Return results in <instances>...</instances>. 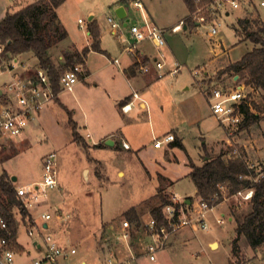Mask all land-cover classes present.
I'll return each mask as SVG.
<instances>
[{"label": "rangeland", "instance_id": "1", "mask_svg": "<svg viewBox=\"0 0 264 264\" xmlns=\"http://www.w3.org/2000/svg\"><path fill=\"white\" fill-rule=\"evenodd\" d=\"M36 1L0 0V21L6 14L16 13ZM263 1L252 0L253 5L250 6L246 0L240 1L238 9L225 4L215 19L206 13V5H204L194 12L195 18L192 13V18L188 20V11L182 0H140L144 6L142 12L132 3L127 7L129 25H140L147 20L166 31L165 50L162 49V52L167 69L173 64L180 67L176 75H165L159 81L162 84L163 94H159L162 95V99L156 101V96L155 99L150 98L147 101L149 112L150 108L154 112L151 115L154 124L160 122V117L167 124L168 121L179 120L173 108L169 107L173 93L188 97L197 117V115H208L210 112L208 103L199 91L198 86L202 80L207 82L209 88L236 87L229 74L219 78L222 76L219 73L226 68L213 69L212 47L215 46V51L229 49L227 58L230 62H235L249 52L252 49L251 43L239 42V36L235 34V29L241 33L242 27V22L237 21L238 12L246 10L248 18L257 17L264 23ZM109 6V0H65L57 11L62 26L69 34L64 44L72 41L77 46L85 44L88 18L92 12L100 25L103 36L102 47L111 49L112 56L116 55L121 49L122 42H131V39L129 25L121 30L123 35L121 42L110 34L106 18L115 19V17ZM226 12L229 13L228 16ZM198 16H203L205 22L193 26V29L171 32V28L180 20L192 26L191 24L198 21ZM77 20H81L82 24L79 25ZM210 25H214L217 29V35L213 38L209 37ZM217 43L220 47L216 46ZM58 47L51 52V59L54 61L60 55L63 57L67 49ZM21 57L29 67V73H33L34 58ZM95 59L102 61L98 56H95ZM224 60L223 56L219 61ZM2 61L8 60L0 59V64ZM213 70L214 74L210 76ZM195 73L197 76H194ZM13 78V73L0 70V91ZM88 82L89 85L86 87L82 81H79L75 84L73 92L63 91L59 96L60 101L67 106L72 119L77 123L75 135L67 112L55 99L53 104L43 109L39 120L37 117L31 121L32 131L26 136L0 139V175L5 172L10 180L16 178L15 182L11 181L15 188L33 189L41 181L42 158L49 153L56 154L57 182L61 185L62 191L57 192L56 189L48 191L45 198L24 204L28 212L27 216L32 217L38 227L43 225L39 218L41 213L45 212L51 216L44 234L50 235L61 246L76 248L77 254L66 264H81L83 261L86 264H100V259H105L108 255L105 249L112 250L119 259H125L127 255L124 243H120L117 251V247L112 244L117 242V239L114 238L110 227H116L118 231L117 226L123 221H128L123 214L131 208L137 211L139 223L147 222L151 210L158 206L154 197L158 190L163 191L169 199L175 195L179 199L189 198L196 202L198 198L195 196V188L186 177L188 159H191L195 166H201L205 156L216 157L219 152L231 151L232 156L243 155V159L254 172L264 167V113L257 124L243 129L239 127L232 137L228 136L223 126L218 125L215 134L205 135L204 140L197 134L195 126L184 132L183 148H171L166 154L163 151L156 153L148 149L137 157V150L141 146L138 149L132 147L130 152H125L119 147L111 148L104 145L88 147L83 142H89L84 137L86 130L82 127L83 119H88L92 124L100 118H106L105 112L109 111L107 97L102 88L94 89L91 81ZM186 88L188 90H185ZM244 93H248L247 101L250 106L253 103L264 109L262 92L251 90L244 84ZM160 102L164 106L163 111L161 105H158ZM190 119L188 122L191 121ZM167 127L168 125H155L151 133L148 123L144 122L140 131L142 145L148 143L152 147V138L160 139L167 135L166 133L169 132ZM71 137L74 142L71 141ZM214 140L220 141L210 146ZM234 151L236 155L233 154ZM119 172L123 174L119 175ZM219 204L222 205L218 206ZM219 204L204 216L208 224L206 231L200 230L195 224L185 227L171 237L170 244L164 250L156 253L154 262L141 257L134 264H230L233 261L230 244L237 225L236 219L241 220L250 208L248 201L239 197H228ZM11 210L17 221L16 227L18 225V242L23 244L25 249L31 250L30 259H33L36 257V252L29 245V237L25 235L26 229L29 228L28 223L26 224L27 220L21 219L17 208ZM57 215H61V219H57ZM230 216L231 221H229ZM218 219L223 220L221 226L216 224ZM211 241L214 246L209 245ZM239 245L240 264H264V245L257 252L252 251L242 240ZM19 262L21 261L17 258V263Z\"/></svg>", "mask_w": 264, "mask_h": 264}, {"label": "built area", "instance_id": "2", "mask_svg": "<svg viewBox=\"0 0 264 264\" xmlns=\"http://www.w3.org/2000/svg\"><path fill=\"white\" fill-rule=\"evenodd\" d=\"M245 0H213L210 4L205 6L206 13L212 16L213 19L219 14L223 5L229 4L233 9L239 8V2ZM264 8V1L262 3ZM134 7L141 10L142 6L138 2L134 3ZM195 13L192 16L195 18ZM190 15L189 18L191 19ZM198 24L205 22L203 16L197 17ZM106 22L110 27L113 35L122 40L121 24L118 19L107 17ZM81 25V20H78ZM183 22L171 28L172 33L181 31ZM129 27V35L131 42L126 41L122 49V53L130 54L136 50L138 44L149 41L158 49V54L153 61L155 69L159 72V78L165 75L174 76L179 72V65L173 64L172 68L164 73L166 67V59L162 52L165 47V34L166 31L154 23L144 21V23L131 24ZM210 37L217 35V29L214 25H210ZM3 47L0 46V54ZM114 64H118V59L113 60ZM1 72H11L14 78L12 81L4 86L0 91V139H8L10 137L21 136L31 121L35 120L47 104L54 98L50 79L47 73L34 66L33 73H29V67L25 62H19L16 58H11L8 61H2L0 64ZM83 69L80 65L74 66L72 69L65 71L60 76L59 88L61 91L72 92L76 83L79 81V75ZM142 73H147V67L140 69ZM203 71V70H202ZM197 76V73L194 74ZM248 94V93H247ZM247 94L244 93L243 87L224 88V87H211L206 93L207 103L211 115L217 119L232 137L234 132L240 127L243 122V114L240 111L242 105H249L247 101ZM137 98L136 94H133ZM129 105L122 107V111H128ZM175 138L172 134L164 135L160 139H153V148L159 149L163 145L174 142ZM124 149H129L128 145L122 143ZM233 154H237L236 151ZM56 154L49 153L41 160L42 163V176L41 181L38 182L33 189L16 187V195L23 203L36 201L40 198H45L47 192L58 188L57 171H56ZM250 169L253 170L252 167ZM254 172V170H253ZM247 178L251 185L259 183L264 179V167L254 172V176H239V179ZM219 193L222 195V201L228 197H239L245 201L250 200L253 190H241L233 195H227L225 186H219ZM170 204L162 209L163 221L159 222L153 216L143 224H131L128 221H123L116 227H110L113 232L114 238L117 242H112L113 246L117 247L120 243H124L127 257L119 259L118 255L112 250L105 249L108 255L105 259H100V264H134L139 258L145 257L149 262L156 260V253L164 250L170 242L172 236L185 227L196 225L202 231L208 229V224L204 216L206 213L212 211L214 207H210L206 202L199 199L194 202L192 199L184 198L179 199L172 195L169 199ZM26 209V208H25ZM28 213V212H27ZM43 225L51 219L48 213H41L39 216ZM61 219V215L56 216ZM216 224L221 226L223 220H216ZM38 227L35 223L30 225L27 230V236L32 241V248L36 251V257L33 259L25 260L17 263L20 253L16 249L14 242L6 237L0 236V264H66L67 261L77 254L75 247H63L57 244L50 235L44 234L47 229L44 226ZM0 232L8 233L6 223L0 215ZM134 237H141L144 240L143 250L140 253L132 251L130 242ZM85 264V263H81Z\"/></svg>", "mask_w": 264, "mask_h": 264}, {"label": "trees", "instance_id": "3", "mask_svg": "<svg viewBox=\"0 0 264 264\" xmlns=\"http://www.w3.org/2000/svg\"><path fill=\"white\" fill-rule=\"evenodd\" d=\"M64 1L37 0L16 13L6 14L0 21V46L3 47L0 59L10 60L18 55L31 54L35 60L34 66L47 73L54 98L60 91L59 80L62 73L76 65H82L90 51H100L98 27L94 22H90L88 26L90 47L83 49L80 53H64L61 66L53 63L50 50L67 37L56 14V10ZM182 1L190 16L198 8L210 4L213 0ZM240 22H242L243 39L257 45V48L243 56L240 61L229 65L219 75L229 72L237 74L245 85L264 94V23L257 17L245 18ZM191 25L193 26L194 23ZM240 111L243 114V122L240 125L242 129L257 124L264 113V109L253 103L251 106L242 105ZM68 116L75 135V126L71 121L70 113ZM172 145L181 148L180 143L174 142ZM99 146H103V144ZM227 154L221 153L216 157H207L201 166H195L188 160L190 169L188 178L195 188V196L210 207L222 202L219 186L226 187L227 195H233L241 190H253L252 196L248 200L250 209L241 220L236 219L237 225L230 244L233 260L230 264H240L239 244L241 240L252 251L264 245V179L254 185H251L247 178L239 179V176H254V172L243 159V155L235 157ZM154 197L157 199L158 206L151 210L150 215L162 222V209L170 204V201L161 190H158ZM12 208H17L21 217H28L23 203L16 195V188L7 173L4 172L0 175V215L6 223L9 234L0 232V236L15 243L17 227ZM123 216L130 223H139L138 213L134 208L127 210Z\"/></svg>", "mask_w": 264, "mask_h": 264}, {"label": "crops", "instance_id": "4", "mask_svg": "<svg viewBox=\"0 0 264 264\" xmlns=\"http://www.w3.org/2000/svg\"><path fill=\"white\" fill-rule=\"evenodd\" d=\"M136 2L141 4L142 9L140 10V12H142V10H144V6L140 2V0H109V5H110L109 7H111V10L114 12L113 14H114V17L116 19H117V17L115 15V10L117 8L123 7V9L125 11V14H126L125 18L123 20H119L120 24H121V30L123 28H126L129 25V20L127 19L128 18L127 7L131 3L134 5V3H136ZM246 2L249 6L253 5L252 0H246ZM262 8H263V6H262ZM58 9L56 10L58 22L60 23V26L66 31L67 37H68L69 36L68 31L61 24V21H60L58 12H57ZM238 13H239V17H238L237 21L240 22L241 20L248 18V13L246 12V10H245V12H241V13L238 12ZM228 15H229V13L226 12V16H228ZM188 16H189V13H188ZM182 21L183 20H180L177 24H179ZM77 22H78V20H77ZM90 22H94L98 27L100 51L99 52L90 51L86 55L84 63L82 65H80L82 67L83 71L79 75L78 78H79V81H82L86 85V87H88V85H89V82L87 83V81H91L94 89H98L99 87L102 88L104 94L107 97V102H108L107 104L109 107V109H108L109 111L105 112L107 114L106 118H104V119L100 118L98 121H95L92 124H90L88 119L87 120L83 119L84 122L82 124V127L86 130L84 137L87 140H89V142H87V143L85 141H83L85 143V145H87L88 147H90V146L101 147V146H99L100 144L104 145L105 141L110 140V141H112L113 145L112 146H106V147H111V148H114V147L118 148L119 147L125 152L132 151V147L138 149L141 146V148H139L137 150V154H136L137 157L139 156V154L142 155L148 149L151 151H154L156 153H161V151H163L166 154V153H169L171 148L176 147V146L172 145L174 142L180 143L181 148L184 147L183 146V141H184L183 134L185 131H188L189 129L194 128L196 126L197 127L196 129L198 132L197 134H199V137L201 139L205 140V135H209L210 133L215 134L216 126H218V125L222 126L219 124L217 119L211 115V113L209 111H208L209 112L208 115H205V116H201V115L198 116L197 115V117H196V115L194 114L195 111L193 109V105L190 104L189 98L179 96V95H177V93H173L174 94L173 97H170L171 104L169 107L173 108V112H175V115L179 120L176 119V121H173V122L168 121V124H167V122H165V120L160 117V122H157L156 124H154V122L152 121V117H151V115L154 114V112L151 108H150V112H149V108L147 106V101L150 100V98L155 99L156 96H157L156 101L162 99V95H159L160 93L163 94V91L161 90L162 84H161V82H159L160 80H162V78H159V72L155 69L154 64H153V61L158 54V49L155 48L151 42L145 41V42L138 44L136 47V50L133 53H130V54L121 53L122 52L121 49L125 46L126 42H124L123 40L117 39V37H115L113 35L112 31L110 30V34L114 38H116L120 42L123 41L121 49H119L118 52H116V55L114 54V56H112L111 55V49H107V48L102 47L103 36L100 32V25L98 24V21L96 20L94 14L92 12L90 13L89 18H88L87 29H86L85 38H84L85 44H83L81 46H77L73 41L71 43L64 44L65 40L67 39V37H66L62 42L58 43L55 47H53L50 50V55L54 49L59 48L58 46H60L61 48H67L64 51L65 53H72V52L80 53L83 49L89 48L91 40H90L89 31H88V26H89ZM125 23H126V25H125ZM177 24H175L174 26H176ZM198 25H199L198 23H194L193 26L195 27ZM193 26H188V25H186L185 22H183L181 29L183 31H186L188 28L193 29L194 28ZM235 31H236L235 34H238V36H239V42H247L248 41V40L243 39V31L242 30H241V33H239V31L236 29H235ZM209 37H210V35H209ZM210 38H213V37H210ZM248 42H250V41H248ZM251 45H252V49L249 52H247L246 54L250 53L254 48H257V45H255L253 43H251ZM216 46L220 47V44L217 43ZM214 47L215 46L212 47L213 58L211 60L213 62V67H214L213 69H215L217 67L216 70H223V69L227 68L229 65L235 64L236 62L240 61L243 57V56H241L235 62H230L227 58V53H228L229 49L226 51L225 50L224 51H215ZM162 49L165 50V47ZM112 52H114V51H112ZM21 56H24V57L28 56L29 59L32 58L31 54H22V55H18L16 57V59L19 61L21 60L22 62L23 61L25 62V60H23V58ZM95 56H98L99 58H101L102 61H96ZM223 56L225 57V60L220 62L219 60ZM114 59H118V64L113 63ZM92 60H95V61H92ZM52 61L55 65L61 66L63 63V57H62V55H60L56 61H54V59H52ZM142 67H147L149 71L147 73H142L140 71V69ZM165 68L166 69H164V71L165 70L169 71L172 67H168V69H167V65H166ZM213 74H214V70L210 76H212ZM228 74L230 75V79L232 80V82L234 83V85L236 87H243L244 86V84L242 83V80L239 79V75L233 74L231 72L225 73L219 78H223V76H227ZM207 76H208V74H207ZM93 77H94V79H93ZM198 87H199L200 93L202 94L203 99L207 103L206 93L209 90V85L207 84L206 81L202 80ZM74 88H75V86H74ZM74 88H73V90H74ZM185 90H188V88H186ZM62 92L63 91L60 90L59 93L57 94V96L55 98H53L47 105L51 104L53 102V100L56 99L59 102V106L61 108H63L68 114L69 110H68L67 106L65 104H63L59 99V96L61 95ZM133 94H136L137 98H134ZM126 105H129V109L127 112L126 111L124 112V111H122V107H124ZM158 105H161L160 108H161V111H163V108H164L163 104L160 102V104H158ZM39 116H41V115H39ZM39 116H38L37 120L40 119ZM70 118H71V121H72L73 125L75 126V130H76L77 129V123L72 119L71 116H70ZM186 119H187V121H186ZM189 119L191 120L190 122H188ZM68 120H69V116H68ZM144 122L148 123V128L151 131V133H153L155 125L156 126H160V125L161 126L162 125L167 126L168 125L169 132H167L166 134H172L175 138L174 142L169 143L167 145H163L159 149H154L153 146L151 147L148 143L146 145H144V144L142 145L143 140H142V137L140 135V131H141V128L144 126ZM31 124H32V122L28 125V129L25 130V132L22 134V136H26V134H28L30 131H32L33 125H31ZM80 138L82 139L81 136H80ZM153 139H155V138L154 137L152 138V143H153ZM220 140H214L213 142L210 143V146H213L214 144H216V142H218ZM71 141H73V137H71ZM122 143L127 144L129 149H124L122 147ZM221 153H228L227 155H231L230 154L231 151L219 152V154H221ZM205 155H207V154L205 153ZM207 157H211V156L207 155L204 157V159ZM188 160H190L192 162L191 159H188ZM95 161L98 162V160H95ZM186 166L188 167V163L186 164ZM249 167H251V166H249ZM189 171H190V169L188 168V173H189ZM188 173L186 175L187 178H188ZM118 174L122 175L123 173L119 172ZM168 183H170V182H168ZM51 191H54V190H51ZM56 191L57 192L62 191L60 184L58 185V188L56 189ZM221 205L222 204H219L218 206H221ZM14 218H15V216H14ZM21 219H23V221L27 220L26 224L28 223L27 225L29 227H30V225L35 223V220L32 217L31 218L30 217L29 218L28 217H25V218L22 217ZM231 220H232V217L230 216L229 221H231ZM23 221H21L22 224H23ZM15 222L17 223L16 219H15ZM43 226L48 229V225L44 224ZM27 230L28 229H26V232H25L26 236H27ZM29 240H30L29 245L32 248V241L30 238H29ZM15 244L17 245L16 246L17 251H19V253H20L19 260L21 262L25 261V260H29L30 256H31V250L25 249L24 245L18 242V225H17V233H16V237H15ZM143 244H144V240L141 237L140 238L134 237L132 239V241L130 242L131 249L135 253L142 252ZM212 244H214V243H212V241L209 242L210 246ZM62 245H63V243H62ZM63 247H66V246H63ZM69 247H74V246H69ZM259 249L255 250L254 252H257ZM125 253L127 255L128 252L126 251ZM82 263H85V262L83 261Z\"/></svg>", "mask_w": 264, "mask_h": 264}, {"label": "water", "instance_id": "5", "mask_svg": "<svg viewBox=\"0 0 264 264\" xmlns=\"http://www.w3.org/2000/svg\"><path fill=\"white\" fill-rule=\"evenodd\" d=\"M115 15H116V17H117L118 20H123V19L125 18V16H126L123 7H119V8H117V9L115 10ZM125 25H126V23H125ZM104 145H105V146H112L113 143H112V141L107 140V141H105ZM11 181H12V182H15V181H16V178L13 177V178L11 179ZM211 246H214V244H212Z\"/></svg>", "mask_w": 264, "mask_h": 264}]
</instances>
